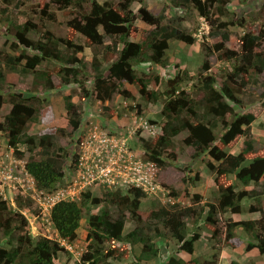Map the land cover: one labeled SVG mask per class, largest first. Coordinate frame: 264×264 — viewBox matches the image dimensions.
<instances>
[{
	"label": "trees",
	"instance_id": "1",
	"mask_svg": "<svg viewBox=\"0 0 264 264\" xmlns=\"http://www.w3.org/2000/svg\"><path fill=\"white\" fill-rule=\"evenodd\" d=\"M133 2L50 0L34 7L33 15L23 23L7 15L4 22L8 24L6 31L12 41V51L0 49V130L7 134L9 145L19 156L25 153L21 147H26L30 153L25 165L28 173L39 189L52 192L69 180L78 164L77 155H71L64 146L57 144L56 137H73L79 132L82 110L72 95H67L68 124L54 132L31 134L28 126L40 120L45 104L38 94L27 95L13 90L5 93L12 86L8 75L32 73L46 90L77 83L85 98L94 93L103 103L116 95L133 98V92L125 87L126 83L133 84L140 96L149 102L164 97L162 132L151 138H140L144 158L166 169L177 160L174 139L186 131L184 143L193 149L192 157H209L206 164L214 173L213 200L200 205L203 200L200 193L191 195L190 205L170 201L162 204L156 198L151 209L143 211L141 206L147 194L141 188H119L106 192L104 197L95 196L91 189H86L80 200L66 199L52 207L51 221L57 237L51 238L43 234L35 236L28 230L29 219L23 209L32 203L30 198L17 195L16 207H13L3 199L0 191V264H56L58 254L67 253L62 242L78 241L81 229L88 242L81 257L82 264H107L109 259L129 257L134 264H145L161 258L162 247L172 244L175 247L168 264H216L224 246L237 247L243 239L248 240V251L256 249L264 254V192L246 188L252 182L258 184L264 177V150L252 135L254 113L236 111L243 104L239 95L251 78L257 80L258 75L264 73V22L257 29L249 28L238 35L229 32L228 27H244V18L234 21L230 17V0H172L175 8L196 10L207 25L220 34L221 41L215 44V49L230 65L213 72L206 59L190 91L181 86L183 76L176 75L168 80L162 92L158 90L163 84L160 75L140 72L137 67L146 62L167 67L171 40L191 45L196 38L192 32L174 26V22L185 20L182 14L171 18L166 9L155 14L145 6L136 12L132 9ZM56 11H62L67 17L64 36L57 35L50 27L57 20ZM37 13L39 22L33 17ZM138 18L151 27L142 41L134 40L140 34V27L135 24ZM222 29L224 31L220 32ZM86 47L94 50L92 91L85 86L82 75L86 62L80 53ZM56 76L61 80L60 85L54 81ZM151 84L156 87H150ZM6 103L11 107L2 119ZM238 137H244L240 152L227 150V145ZM234 178L245 187L239 189ZM166 179L163 178L162 184L170 189V196L180 197V192ZM199 179L200 174H196L194 179L184 177V182L194 184L191 181ZM103 202L106 206L116 205L118 211L92 210ZM246 211L259 213V217L237 220L229 216L225 222L218 218L221 214ZM128 218L137 222L130 230L126 228ZM189 219H192L191 227ZM202 225L218 240L211 259L178 257L182 251L190 254L195 251L196 243L202 238ZM138 248L140 255L135 253ZM231 264L239 262L232 260Z\"/></svg>",
	"mask_w": 264,
	"mask_h": 264
},
{
	"label": "rangeland",
	"instance_id": "2",
	"mask_svg": "<svg viewBox=\"0 0 264 264\" xmlns=\"http://www.w3.org/2000/svg\"><path fill=\"white\" fill-rule=\"evenodd\" d=\"M50 0H0V49L12 51V41L7 34V23L4 19L7 15L12 18H17L18 23H23L31 15H33V9L36 6H43L44 3ZM105 2L108 0H98ZM118 2L119 0H114ZM141 6L147 7L155 14L160 13L163 9L169 11V17L174 18L182 14L185 20L178 23L174 22V26H181L189 32H192L196 38L195 43L187 44L180 40H171L170 48L168 50L169 65L167 67L153 66V64L146 62L141 63L137 67L140 72H152L159 74L162 78V85L159 86L160 91H164L167 82L170 78L181 75L184 81L181 86L184 89L190 91L192 83L196 81L198 70L202 67L205 60H209L211 64V71L216 72L218 68L227 65L229 62L223 61L219 57V52L215 49V44L221 41L220 34L214 32L205 22L202 17L199 16L196 10H184L181 8H175L172 5V0H134L132 3V9L136 12ZM53 9H56L53 7ZM229 11L230 17L234 21H239L244 18L245 26H229V32L241 35L249 28L257 29L260 24L264 22V0H230ZM57 12V20L53 22L50 27L57 35L64 36L67 31V17L62 11ZM39 14L37 13L33 17L35 21L39 22ZM223 19H226L225 17ZM140 27V34L136 37V41L144 40L149 32L150 25L144 22L141 18H138L135 22ZM222 29L220 32H223ZM94 50L91 47H86L85 51L80 53L86 62L85 70H83V78H85V86L92 91L93 89V72L91 68V61ZM220 74V73H218ZM224 76V75H223ZM222 76V77H223ZM8 81L12 83L11 87H8L4 92L8 91H20L25 94H38L41 98V102L45 104L42 109L40 120L31 123L28 126V132L31 134L54 132L57 128L65 127L68 124L67 111L65 107V97L72 95L74 102L79 104L82 110V125L77 134L73 137H56V142L59 145L64 146L71 155H77L78 162L91 155L92 149L96 144H88L91 142L98 143V137L107 135L109 137H116L119 144L126 143L129 153L134 158L141 159L143 161V149L141 147L140 138H151L159 135L162 132V125L164 123V117L162 115L163 98L159 101L149 102L140 96L137 88L133 84L126 83L125 87L133 92V98H124L120 95H116L113 100L103 103L97 100L94 93L85 98L84 91L81 90L80 85L72 83L67 86H57L54 89L46 90L39 80L35 78L32 73L23 74L13 72L8 75ZM54 81L57 85H60V78L56 76ZM220 83L222 80H220ZM154 85H150L153 88ZM156 87V86H154ZM243 93L239 95L243 104L237 107V113H254L256 116L252 123L251 130L255 139V143L263 147L264 150V73L258 75L257 80L251 78L250 82L243 89ZM84 98V99H83ZM11 104L6 103L2 109V119L9 112ZM230 118V116H229ZM144 125H148L149 129H153L154 134H150ZM221 130L219 129V133ZM187 132H182L174 139L175 148L174 151L177 154V160H174L171 165L166 169L159 168L157 172V180L162 187V191L156 195H147L144 198L141 209L148 211L152 207V201L156 198L162 204L167 202H179L182 205H190L192 203V196L194 193H200L203 196L200 205L213 200L215 187H214V173L208 168L206 161L208 156L201 158H193V149L188 147L184 143V138ZM244 137H238L227 145L226 149L239 153L243 147ZM21 149L25 152L23 156H19L16 150L12 148L7 139V134L0 130V191L3 199L7 200L13 207H16L15 198L17 195H22L24 199L30 198L32 203L26 205L23 209L25 215L28 216L29 226L28 230L31 233L38 232L46 234L51 238L57 237V232L51 222L43 219L38 203L37 192L33 188V181L31 176L27 173L25 164L30 158V153L26 150L25 146ZM73 172L70 173L69 180L67 179L59 185L65 186L71 179ZM196 174H200V179L197 181H191L194 184H186L184 177L188 176L194 179ZM167 178V183L174 189L180 192V197L173 198L170 196V189L166 188L162 184L163 178ZM238 188L245 187L241 181L234 178ZM128 185L116 182L115 184H97L92 186L91 190L95 196L104 197L106 192L111 190H118L119 188H127ZM248 189L256 188L258 191L264 192V177L258 184L253 182L246 186ZM35 197V198H34ZM264 201V195L262 197ZM251 202H254L251 200ZM248 207V205L246 206ZM107 208L111 213L118 211V207L114 204H108L106 202L94 206L92 210L99 212L102 209ZM233 216L235 219H252L258 218L259 213H248V211L242 214H221L218 215L220 221L225 222L229 217ZM189 226H193L192 219L187 220ZM137 222L131 218H128L126 222V228L128 230L136 227ZM200 232L202 238L196 243V251L192 254L183 253L185 258L189 260L198 257L200 260L211 259L212 253L215 251L214 246L218 243V240L212 236V233L206 228L201 226ZM84 231L80 230V235H83ZM77 243L83 248H87L88 242L85 237L78 239ZM174 243V242H173ZM248 240L243 239L240 245L237 247L224 246L219 253V259L216 264H231L232 260H236L239 264H264V254H260L258 250H247ZM173 247L163 246L162 257L155 258L152 261L145 264H168V257L173 253ZM63 253V252H62ZM140 255V248L135 252ZM181 252L178 254L180 257ZM66 256V254H64ZM70 258L73 256L69 255ZM130 258V257H129ZM127 258V259H129ZM72 259H67L66 263L74 264ZM115 260L109 259L107 264H134L132 257L129 260ZM72 261V262H71ZM76 264H80L79 262Z\"/></svg>",
	"mask_w": 264,
	"mask_h": 264
},
{
	"label": "built area",
	"instance_id": "3",
	"mask_svg": "<svg viewBox=\"0 0 264 264\" xmlns=\"http://www.w3.org/2000/svg\"><path fill=\"white\" fill-rule=\"evenodd\" d=\"M144 127L150 134L155 133L148 125ZM93 143L96 145L91 155L85 158L84 153L83 159H80L70 181L65 186L46 192L37 189L32 179L43 219L51 222V209L59 201L80 200L84 190L101 183L111 185L121 182L130 187L141 188L150 196L163 190L156 177L160 167L155 162L134 158L129 153L126 143L119 144L116 137L105 134L98 137V143L93 140L88 144L89 147ZM66 247L79 258L84 252L78 243L66 244Z\"/></svg>",
	"mask_w": 264,
	"mask_h": 264
},
{
	"label": "clouds",
	"instance_id": "4",
	"mask_svg": "<svg viewBox=\"0 0 264 264\" xmlns=\"http://www.w3.org/2000/svg\"><path fill=\"white\" fill-rule=\"evenodd\" d=\"M12 147V146H11ZM13 148V147H12ZM15 149V148H14ZM145 159V158H144ZM26 165V164H25ZM25 168H26V166H25ZM77 168V167H76ZM26 171H27V169H26ZM75 171V170H74ZM73 171V172H74ZM27 173H28V171H27ZM29 174V173H28ZM30 175V174H29ZM31 176V175H30ZM31 178L34 180V182H35V179L31 176ZM35 187L37 188V189H39L37 186H36V182H35ZM40 190H42V189H40ZM54 191V190H53ZM51 224H52V221H51ZM53 225V224H52ZM56 230V229H55ZM39 234H43V233H40V232H38L37 233V235H35V232L33 233V235H35V236H38ZM43 235H46V234H43ZM47 236V235H46ZM49 237V236H48ZM64 245H65V247H66V244H75V243H77V241L76 242H74V243H67V242H65V241H63L62 242ZM66 249H67V247H66ZM84 252L86 251V248L83 250ZM84 252L82 253V256H83V254H84ZM183 252V251H182ZM65 254H70V255H72L73 256V261H74V264H76V262L78 263H80V264H82L81 263V257L79 258V257H77L73 252H71L70 250H68L67 249V253H65Z\"/></svg>",
	"mask_w": 264,
	"mask_h": 264
},
{
	"label": "crops",
	"instance_id": "5",
	"mask_svg": "<svg viewBox=\"0 0 264 264\" xmlns=\"http://www.w3.org/2000/svg\"><path fill=\"white\" fill-rule=\"evenodd\" d=\"M80 236L82 237V236H84V234L83 235H80ZM195 251H196V249H195ZM183 253H185V251L181 252L180 257L183 258V259H185V260H189V258H185V255ZM64 254H65L64 252L63 253L60 252L58 254L57 258L55 259V263L56 264H68V263H66L67 259H69V260L72 259V257L70 258V256H69L70 254H66V256H64Z\"/></svg>",
	"mask_w": 264,
	"mask_h": 264
}]
</instances>
